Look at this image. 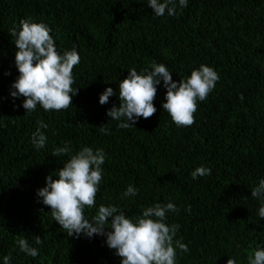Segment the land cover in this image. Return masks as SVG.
I'll use <instances>...</instances> for the list:
<instances>
[{"label": "trees", "instance_id": "trees-1", "mask_svg": "<svg viewBox=\"0 0 264 264\" xmlns=\"http://www.w3.org/2000/svg\"><path fill=\"white\" fill-rule=\"evenodd\" d=\"M176 3L175 16L157 17L148 0H0V264L9 254L10 264H121L106 237L67 236L37 196L46 177L57 178L84 146L106 154L96 208L85 209L90 220L101 204L135 219L145 207L172 202L180 212L168 213L167 223L181 226L176 238L190 250H177L176 264H248V255L264 248L260 201L251 196L264 179V0H188L183 9ZM29 17L51 28L61 54L75 46L80 55L73 69L78 94L67 110L37 105L26 113L24 98L10 95L19 73L9 30ZM153 61L174 81L201 64L218 72L192 126L177 127L162 109L163 81L151 118L124 129L107 116L120 103L119 81L132 68L151 70ZM107 87L117 95L101 105ZM38 120L48 125L40 150L31 142ZM103 124L108 134L100 132ZM66 143L68 155L51 154ZM199 166L211 175L193 179ZM128 185L139 189L136 196L122 197ZM20 238L38 249L36 258L19 251Z\"/></svg>", "mask_w": 264, "mask_h": 264}, {"label": "clouds", "instance_id": "clouds-1", "mask_svg": "<svg viewBox=\"0 0 264 264\" xmlns=\"http://www.w3.org/2000/svg\"><path fill=\"white\" fill-rule=\"evenodd\" d=\"M181 9L186 8L188 0H178ZM148 5L157 17L175 16L176 0H148ZM51 28L43 22L32 18L22 19L19 29L13 27L9 35L14 37L15 65L18 77L11 85L13 98L23 97V108L32 113L40 105L44 111L67 110L73 105V97L79 87L74 88L73 69L80 63V55L73 46L61 54L56 48V40ZM220 79L218 72L211 66L201 64L193 69L189 77L174 81L172 72L163 63L153 61L151 70L138 72L135 68L118 84L119 105L107 110V116L118 121V127L128 129L135 126L140 118L149 119L157 111L154 100L157 86L163 81L166 88L165 102L162 109L171 117L177 127H190L195 123L198 102L206 101ZM117 95L112 87H107L99 96V103L104 105L109 98ZM240 99L243 100L241 94ZM37 129L32 133L31 142L37 150L46 146L47 136L41 129L48 125L37 121ZM102 134H108L105 124L99 126ZM71 152L69 144L57 147L51 152L60 157ZM106 154L103 149L84 146L56 170L57 178L50 173L44 187L37 190V196L51 210L56 221L67 236L92 238L94 235L106 237V244L121 258V264H176L177 250L189 252L188 245L177 239L180 225L169 224L168 213H179L180 208L172 202L155 203L145 207L142 214L130 218L118 205L101 204L96 214L86 217L85 209L96 208V198L103 179L102 165ZM211 175V169L196 167L193 179ZM139 189L128 185L122 197H134ZM251 196L260 201L258 215L264 218V179L251 188ZM188 211L191 206L187 207ZM111 229V230H107ZM36 244H42L39 235ZM20 252L36 258L37 248L30 246L25 238L16 240ZM11 255L3 257V264H10ZM248 264H264V248H257L247 257ZM226 264H237L229 258Z\"/></svg>", "mask_w": 264, "mask_h": 264}]
</instances>
